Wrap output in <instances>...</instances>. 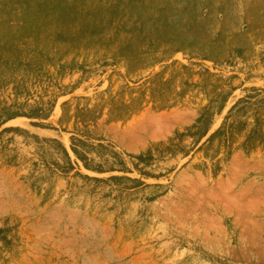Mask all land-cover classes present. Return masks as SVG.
Listing matches in <instances>:
<instances>
[{"label":"rangeland","instance_id":"obj_1","mask_svg":"<svg viewBox=\"0 0 264 264\" xmlns=\"http://www.w3.org/2000/svg\"><path fill=\"white\" fill-rule=\"evenodd\" d=\"M0 264H264V0H0Z\"/></svg>","mask_w":264,"mask_h":264}]
</instances>
